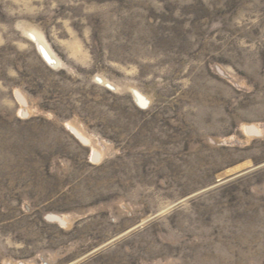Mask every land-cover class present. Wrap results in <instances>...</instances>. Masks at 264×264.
Segmentation results:
<instances>
[{"label": "rangeland", "instance_id": "obj_1", "mask_svg": "<svg viewBox=\"0 0 264 264\" xmlns=\"http://www.w3.org/2000/svg\"><path fill=\"white\" fill-rule=\"evenodd\" d=\"M0 264H264V0H0Z\"/></svg>", "mask_w": 264, "mask_h": 264}, {"label": "bare ground", "instance_id": "obj_2", "mask_svg": "<svg viewBox=\"0 0 264 264\" xmlns=\"http://www.w3.org/2000/svg\"><path fill=\"white\" fill-rule=\"evenodd\" d=\"M18 96H20V95H18ZM72 133L76 136V137H78L79 139H81L82 141H84V138H83V136H81L75 129H72Z\"/></svg>", "mask_w": 264, "mask_h": 264}]
</instances>
